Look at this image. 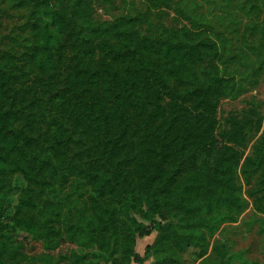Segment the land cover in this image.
Returning a JSON list of instances; mask_svg holds the SVG:
<instances>
[{
    "label": "rangeland",
    "instance_id": "374dc122",
    "mask_svg": "<svg viewBox=\"0 0 264 264\" xmlns=\"http://www.w3.org/2000/svg\"><path fill=\"white\" fill-rule=\"evenodd\" d=\"M34 3L0 0V57L10 55L14 60V65L6 66L10 81L2 107L11 115V130L29 136L38 148L46 147L62 125L65 163L58 176L48 178L41 187L36 209L21 205L19 188L2 192L0 241L4 245L0 246V264L102 263L110 236V226L105 224L116 221L122 213L110 194L91 190L78 166L83 170L103 169L102 159L112 154L111 142L87 130L77 107L84 102L88 106L107 102L109 96L90 84L73 87L70 74L86 61L83 41L68 15L73 0L51 3L54 11L64 12V27L52 49L50 70L42 73L30 62L36 44L31 15ZM90 7L95 24L113 23L124 15L139 16L136 30L147 41L172 34L188 42L206 43L203 49L207 52L194 70L164 74L166 79L158 94L123 99L128 121L124 140L136 132L135 138L138 132L147 133L145 143L157 140L146 144L155 151L173 132L181 138L191 134L190 118L206 114V106L213 103V135L221 145L220 156L224 144L241 153L237 166L226 175L231 177L235 195L243 205L241 208L206 197L233 192L223 183L226 175L218 167L215 152H201L207 162L203 164L202 156L187 158L190 143L180 148L177 154L183 159L182 177L213 183L204 194H193L203 221L206 253L200 256L199 248L191 245L176 255L181 264H264V142L248 167L245 164L264 132V0H158L154 4L150 0H91ZM126 150H136L133 162L114 167L124 173L126 183L133 185L148 172L144 163L147 153L144 147L125 145L113 156H123ZM132 214L148 226L147 234H136L133 249L143 258L142 264H150L158 257L149 247L158 234L156 222ZM19 218L38 222L45 236L38 238L13 228L12 222ZM155 220L161 218L156 215ZM49 234L56 237L53 243L45 241Z\"/></svg>",
    "mask_w": 264,
    "mask_h": 264
},
{
    "label": "trees",
    "instance_id": "16d2710c",
    "mask_svg": "<svg viewBox=\"0 0 264 264\" xmlns=\"http://www.w3.org/2000/svg\"><path fill=\"white\" fill-rule=\"evenodd\" d=\"M34 1L31 15L34 18L36 44L30 62L40 72L47 73L51 68L52 49L56 47L58 37L63 32L64 12L52 9L53 0ZM90 1L73 0L72 8L68 9L69 18L76 25L75 31L83 41L82 55L86 57L85 65L70 76L74 89L90 84L95 89L101 87L103 93L109 96L107 102H91L90 106L82 103L77 107V113L92 135H103L101 138L111 142L112 154L102 159L101 165L105 166L103 169L98 167L83 170L78 166V170L81 178L91 185L93 192L112 196L122 215L116 221L105 224L110 226L105 262L85 264H106L108 261L112 264H130L132 260L142 264L143 258L134 251L133 246L136 234H147L148 226L137 221L132 212L156 222L154 227L158 234L149 247L158 257L150 264H181L176 254L191 245L198 247L199 255L203 256L207 242L193 194H204L211 189L213 182L184 179L183 159L177 153L189 143L191 151L187 158L190 160L202 156L200 154L203 152H215L218 156L214 158L218 160V167L222 169L223 175L237 166L241 153L224 144V154L220 156L221 145L213 135V103L206 106V114L190 118L193 126L191 134L181 138L178 132H173L161 141L160 148L155 151L146 144L157 140L145 143L147 133L142 135L138 132V137L135 138L136 132L129 140H124L128 121L123 99L128 96L148 98L158 94L161 91L159 86L166 79L164 74H183L194 70L197 61L207 52L206 48L203 49L206 43L188 42L177 39L172 34L147 41L136 30L139 16L124 15L113 23L95 24L90 18ZM156 1L158 0H150L153 4ZM7 65H14L12 56L0 57V198L3 196L2 192L19 188L21 205L32 210L37 208L41 187L48 183V178L55 179L65 163L62 135L64 127L59 125L51 142L41 148L29 136L11 130V115L2 107V98L10 81ZM110 96H113L112 100H109ZM232 139L236 140L235 137ZM263 142L264 132L259 143L254 146L257 149L253 151V155L245 159L247 167L260 152ZM125 145L133 149L135 146L144 147L147 153L144 163L148 172L144 179L133 185L126 183L124 173L114 167L116 164L123 165V162H133L136 150L134 153L126 150L123 156H113L115 151L118 153ZM202 160L203 164H207L203 156ZM224 165L227 167L224 168ZM245 169L242 170L245 172ZM245 179L249 181L246 172ZM223 183L233 191L231 194L222 192L217 196L206 197L211 196L216 201L242 208L243 204L235 195L231 177L226 175ZM156 215L161 221L155 220ZM12 226L38 238L45 236L40 230V224L32 218L16 219ZM55 238L54 234H49L45 241L53 243ZM1 245L4 242L0 241Z\"/></svg>",
    "mask_w": 264,
    "mask_h": 264
}]
</instances>
